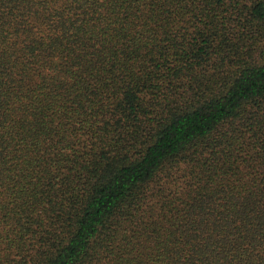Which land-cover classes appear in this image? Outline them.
Listing matches in <instances>:
<instances>
[{
    "label": "trees",
    "instance_id": "obj_1",
    "mask_svg": "<svg viewBox=\"0 0 264 264\" xmlns=\"http://www.w3.org/2000/svg\"><path fill=\"white\" fill-rule=\"evenodd\" d=\"M0 264H264V0H0Z\"/></svg>",
    "mask_w": 264,
    "mask_h": 264
}]
</instances>
